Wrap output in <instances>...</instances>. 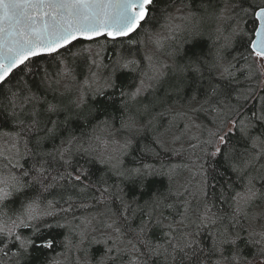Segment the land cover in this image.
I'll return each instance as SVG.
<instances>
[{
	"label": "snow or ice",
	"instance_id": "snow-or-ice-1",
	"mask_svg": "<svg viewBox=\"0 0 264 264\" xmlns=\"http://www.w3.org/2000/svg\"><path fill=\"white\" fill-rule=\"evenodd\" d=\"M0 264H264V0H0Z\"/></svg>",
	"mask_w": 264,
	"mask_h": 264
},
{
	"label": "trees",
	"instance_id": "trees-1",
	"mask_svg": "<svg viewBox=\"0 0 264 264\" xmlns=\"http://www.w3.org/2000/svg\"><path fill=\"white\" fill-rule=\"evenodd\" d=\"M105 42V38H101V40L99 41V43H104Z\"/></svg>",
	"mask_w": 264,
	"mask_h": 264
}]
</instances>
